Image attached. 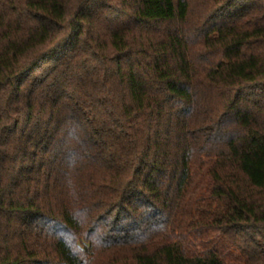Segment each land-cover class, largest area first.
<instances>
[{"label":"trees","instance_id":"16d2710c","mask_svg":"<svg viewBox=\"0 0 264 264\" xmlns=\"http://www.w3.org/2000/svg\"><path fill=\"white\" fill-rule=\"evenodd\" d=\"M0 264H264V0H0Z\"/></svg>","mask_w":264,"mask_h":264}]
</instances>
